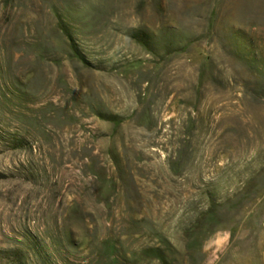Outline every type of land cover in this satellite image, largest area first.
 <instances>
[{"label": "rangeland", "instance_id": "rangeland-1", "mask_svg": "<svg viewBox=\"0 0 264 264\" xmlns=\"http://www.w3.org/2000/svg\"><path fill=\"white\" fill-rule=\"evenodd\" d=\"M258 4L0 0V264L262 254Z\"/></svg>", "mask_w": 264, "mask_h": 264}, {"label": "crops", "instance_id": "crops-1", "mask_svg": "<svg viewBox=\"0 0 264 264\" xmlns=\"http://www.w3.org/2000/svg\"><path fill=\"white\" fill-rule=\"evenodd\" d=\"M261 250H262L261 252L262 254H260L259 257L249 262L248 264H264V249Z\"/></svg>", "mask_w": 264, "mask_h": 264}, {"label": "bare ground", "instance_id": "bare-ground-1", "mask_svg": "<svg viewBox=\"0 0 264 264\" xmlns=\"http://www.w3.org/2000/svg\"><path fill=\"white\" fill-rule=\"evenodd\" d=\"M258 13L261 17H264V4H258Z\"/></svg>", "mask_w": 264, "mask_h": 264}]
</instances>
